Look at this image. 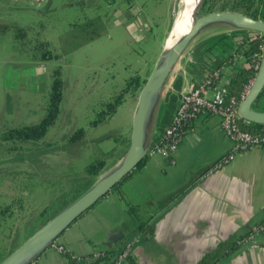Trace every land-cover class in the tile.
I'll return each instance as SVG.
<instances>
[{
  "label": "rangeland",
  "instance_id": "rangeland-1",
  "mask_svg": "<svg viewBox=\"0 0 264 264\" xmlns=\"http://www.w3.org/2000/svg\"><path fill=\"white\" fill-rule=\"evenodd\" d=\"M178 9L179 0H133L131 4L126 0H0V135L8 127L40 121L57 66L62 67L65 83L60 116L39 143L53 141L56 145L47 151L17 150L10 142L0 141V209L19 205L15 217L0 232V260L47 219H30L31 214L55 200L60 191L87 184L86 166L113 144L109 134L130 137L139 92L127 95L100 125L92 127L90 122L129 77L139 73L147 79ZM15 25L28 30L25 42L28 38L48 41L59 57L32 60L27 44L16 37ZM218 32L208 28L193 41L184 60L186 71L196 62L200 68L199 60L206 58L208 49L216 53L218 46L209 38ZM79 127L88 130L90 146L56 148L68 143L67 137ZM18 144L26 148L25 143ZM26 220L30 223L24 228ZM17 229L22 231L15 237ZM215 258L213 251L205 262L211 264Z\"/></svg>",
  "mask_w": 264,
  "mask_h": 264
},
{
  "label": "crops",
  "instance_id": "crops-1",
  "mask_svg": "<svg viewBox=\"0 0 264 264\" xmlns=\"http://www.w3.org/2000/svg\"><path fill=\"white\" fill-rule=\"evenodd\" d=\"M235 40L242 43V36ZM217 46L204 61L212 67L216 57L232 55L220 68L231 85L233 77L249 67V60L230 46ZM182 63L181 90L172 108L161 106L153 143L163 140L182 93L213 70L199 68L196 62L186 71V61ZM247 84L242 83L239 96ZM256 107L264 110V93ZM231 150L220 117L199 115L186 127L175 152L165 157L153 151L119 188L73 222L58 242L78 258L80 263L74 264H108L91 258L97 252L124 249L136 235L140 241L131 254L136 264H197L213 251L218 259L211 264H264V146L238 152L229 163L212 169ZM141 224L148 228L139 233ZM31 264L72 262L49 246Z\"/></svg>",
  "mask_w": 264,
  "mask_h": 264
},
{
  "label": "trees",
  "instance_id": "trees-1",
  "mask_svg": "<svg viewBox=\"0 0 264 264\" xmlns=\"http://www.w3.org/2000/svg\"><path fill=\"white\" fill-rule=\"evenodd\" d=\"M128 4H131L133 0H126ZM222 10H232L244 13L246 15L252 16L257 19L264 20V0H203L200 7V15L206 14L212 11H222ZM16 26V37H22V44H27L31 54V59L34 61H47L53 58H58L59 55L54 53L51 49V44L48 41H43L40 38L30 40L25 42V39L28 37L27 32L23 27L18 25ZM5 27V26H4ZM15 28V27H14ZM238 35L242 36V43H238L235 40V37ZM212 40V45H227L232 47L233 50L238 51L242 55L247 56L249 62L252 60V56L256 52H262L260 46L264 44V37L259 33L252 32L249 30H233L231 32L222 33L218 35H214L209 38ZM211 46V45H210ZM216 46V45H215ZM208 49L207 52L210 53ZM232 57V55L230 56ZM216 57L214 59V63L211 66L208 65L203 59L200 61V66L208 69H220L226 61H229V58ZM192 64V63H191ZM194 65V64H193ZM212 70V71H213ZM211 71V73H212ZM256 75V71L252 67L241 69L236 76L233 77L231 85H229L230 94L233 96H238L243 88L242 83H248L250 79H252ZM52 89L50 92V98L48 104L45 109V114L38 122H34L31 124H25L21 126L8 127L6 128L1 136V142H10V147L17 150H35V151H47L52 146L56 145L53 141H44L42 145L39 146L41 140H43L48 134L49 130L56 124L60 113H61V103L63 100V89H64V79L62 67L57 66L52 74ZM146 78H143L139 73L129 77L126 81L125 86L121 89V91L113 98V100L104 102L101 107L97 110L95 118L90 122L92 127H96L103 123L108 116L113 114L117 107L121 105L125 100L127 95L136 96L138 92L142 89L145 84ZM182 86V76L180 74L177 75L176 79L173 82L172 89L166 94L163 107L172 108L175 104L178 93L181 90ZM242 127L248 129L250 131H258L260 129H264V125L259 124H246L242 122ZM88 130L85 127H79L75 131H73L68 137L65 145L56 146V148H62V150H67V146L79 144L81 148L85 146H90L92 141L87 139ZM109 139L113 140V144L105 148L103 152L100 153L99 157H96L93 161H91L86 166L85 176L87 177V184H81L77 186L71 191H60L61 193L56 196V199L47 204L43 209L31 214L30 219L41 220L43 218H47L45 222L55 216L60 210H62L65 206H67L70 202H72L75 198L81 195L85 190H87L97 179V177L112 167L125 153L129 138L127 135H123V133L118 134L111 133L108 135ZM25 143L26 148H23V145L18 143ZM162 142V141H161ZM157 143H153L150 152L143 158V160L138 164V166L129 173L119 184H117L113 190L120 187V185L130 178L139 168H141L149 159L151 153L155 150V146ZM30 145V146H28ZM75 149V148H74ZM77 151V149H75ZM65 153H69L66 151ZM61 158V157H59ZM12 159V158H10ZM16 159V158H15ZM66 160V159H63ZM45 164V160L44 163ZM34 167L33 172L36 173ZM191 185V184H190ZM73 194V195H72ZM17 205L14 204L8 205L3 209H0V232L3 230V225L6 221L10 223V219L15 217L14 214L17 211ZM19 206V205H18ZM84 215V213L82 214ZM81 215V216H82ZM80 216V217H81ZM79 217V218H80ZM29 220L25 221L24 228L29 224ZM41 224V226L43 225ZM148 225L141 224L139 227V233L146 231ZM15 237L18 235V231H22L17 229ZM138 236V235H136ZM18 239V238H14ZM242 241V240H241ZM16 248L13 247L12 250ZM123 249L120 251H106L103 252V256L93 257L91 260L100 261L106 260L108 264H111V259L117 256ZM69 256L72 264L80 263V261L71 256L70 253H66ZM91 256H88L90 259ZM129 264H136L131 255L128 257ZM1 261V260H0ZM96 261V262H97ZM217 262H215L216 264ZM31 264V263H30Z\"/></svg>",
  "mask_w": 264,
  "mask_h": 264
},
{
  "label": "water",
  "instance_id": "water-1",
  "mask_svg": "<svg viewBox=\"0 0 264 264\" xmlns=\"http://www.w3.org/2000/svg\"><path fill=\"white\" fill-rule=\"evenodd\" d=\"M192 1L194 6L191 14L192 25L190 29L171 47H163L159 58L138 94L132 115L129 143L123 156L112 167L101 173L87 190L12 250L9 255L0 261V264H19L30 254V259L24 264L32 263L73 222L110 193L117 184L138 166L152 148L153 132L164 98L171 90L183 60L189 56L190 52L188 51L193 41L203 31L210 28L215 31L218 30L220 31L218 34H222L233 30H249L264 37V20L232 10L212 11L200 15V7L203 0ZM263 93L264 48L260 67L254 81L238 107L239 114L246 124L264 125V110L256 107ZM147 130V145L143 147L142 139ZM114 168L116 170L107 176V173ZM197 264H206L205 258Z\"/></svg>",
  "mask_w": 264,
  "mask_h": 264
},
{
  "label": "built area",
  "instance_id": "built-area-1",
  "mask_svg": "<svg viewBox=\"0 0 264 264\" xmlns=\"http://www.w3.org/2000/svg\"><path fill=\"white\" fill-rule=\"evenodd\" d=\"M260 48L263 52L264 44ZM262 52L254 53L251 62H249V66L254 68L256 73L260 67ZM189 61L191 63L194 60L190 59ZM254 78L255 76L249 80L239 99L230 94L229 81L223 78L221 69L213 71L205 76L198 85L183 92L172 119L165 129V136L162 142L156 144L154 152L165 157L175 152L188 124L201 114L219 116L221 128L232 142L231 152L212 166V169L229 163L238 152L264 146V129L250 131L243 128L241 124L243 120L238 110L240 101L249 92ZM139 241V236L131 238L124 249L111 259V264H124L132 254L133 246ZM50 247L63 254L67 252L66 247L57 239L52 242ZM103 255V252H97L94 257Z\"/></svg>",
  "mask_w": 264,
  "mask_h": 264
},
{
  "label": "bare ground",
  "instance_id": "bare-ground-1",
  "mask_svg": "<svg viewBox=\"0 0 264 264\" xmlns=\"http://www.w3.org/2000/svg\"><path fill=\"white\" fill-rule=\"evenodd\" d=\"M193 1L192 0H179V9L175 15L172 24V30L169 33V36L166 40V45L164 47L169 48L175 42H177L180 37L185 34L191 27V14L193 11ZM148 139V130L145 132L144 137L142 139V146L145 147L147 145ZM116 168L112 169L107 176L110 175ZM31 254L25 257L19 264H24L27 260H29Z\"/></svg>",
  "mask_w": 264,
  "mask_h": 264
}]
</instances>
